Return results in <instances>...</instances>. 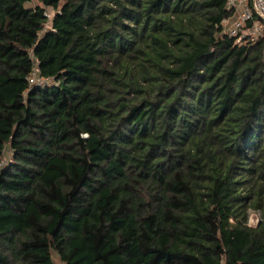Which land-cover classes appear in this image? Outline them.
<instances>
[{
  "label": "trees",
  "instance_id": "obj_1",
  "mask_svg": "<svg viewBox=\"0 0 264 264\" xmlns=\"http://www.w3.org/2000/svg\"><path fill=\"white\" fill-rule=\"evenodd\" d=\"M234 14L0 0V264H264V35Z\"/></svg>",
  "mask_w": 264,
  "mask_h": 264
},
{
  "label": "built area",
  "instance_id": "obj_2",
  "mask_svg": "<svg viewBox=\"0 0 264 264\" xmlns=\"http://www.w3.org/2000/svg\"><path fill=\"white\" fill-rule=\"evenodd\" d=\"M246 0H228V5L235 8V17L230 25H226V32L241 41L250 36L256 39L264 35V0H247V7L238 9L237 3ZM51 16V14H48ZM249 22L252 23L249 26ZM35 72L31 75V81H36ZM39 81L42 80L39 78Z\"/></svg>",
  "mask_w": 264,
  "mask_h": 264
},
{
  "label": "rangeland",
  "instance_id": "obj_3",
  "mask_svg": "<svg viewBox=\"0 0 264 264\" xmlns=\"http://www.w3.org/2000/svg\"><path fill=\"white\" fill-rule=\"evenodd\" d=\"M237 6H238V9H243L244 7H247V0H246V2L245 1H241L240 3H237ZM49 11H50V14L51 15L54 14V10L50 9ZM231 18L229 19L230 21L228 20L229 21L228 25H230L231 22H232V20H233ZM251 25H249V26H251ZM247 38L252 39L250 36H248ZM11 158H12V154H11V151L9 149V150L6 151L5 158L4 159L7 162V161L11 160ZM260 218H261V215H260V212L259 211H252L251 212V215H250V223L253 224V225H255V224L258 223V221L260 220ZM53 257H54L53 258L54 261H56L57 264H63L62 261L60 260L59 255H57L55 252H54V256Z\"/></svg>",
  "mask_w": 264,
  "mask_h": 264
},
{
  "label": "crops",
  "instance_id": "obj_4",
  "mask_svg": "<svg viewBox=\"0 0 264 264\" xmlns=\"http://www.w3.org/2000/svg\"><path fill=\"white\" fill-rule=\"evenodd\" d=\"M235 15H236V14H234V15L232 16L231 19H234ZM228 20H229V19H228ZM228 20L226 21V25H227V26H228V23H229V21H230V20H229V21H228Z\"/></svg>",
  "mask_w": 264,
  "mask_h": 264
}]
</instances>
